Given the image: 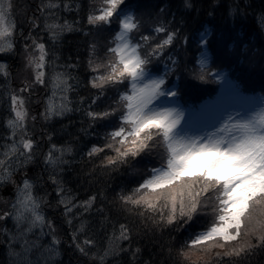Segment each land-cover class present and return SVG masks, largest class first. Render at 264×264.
Instances as JSON below:
<instances>
[{
    "label": "snow or ice",
    "instance_id": "obj_1",
    "mask_svg": "<svg viewBox=\"0 0 264 264\" xmlns=\"http://www.w3.org/2000/svg\"><path fill=\"white\" fill-rule=\"evenodd\" d=\"M28 7L16 22L0 0V264H60L65 245L77 264L264 253V103L229 78L233 60L264 66V0H211L232 28L205 27L194 53L185 10L204 0ZM252 17L258 36L236 27ZM65 33L83 36L67 58ZM187 78L218 88L182 105Z\"/></svg>",
    "mask_w": 264,
    "mask_h": 264
},
{
    "label": "trees",
    "instance_id": "obj_2",
    "mask_svg": "<svg viewBox=\"0 0 264 264\" xmlns=\"http://www.w3.org/2000/svg\"><path fill=\"white\" fill-rule=\"evenodd\" d=\"M14 8H13V14L11 19L13 21L19 22L22 19V14L25 9L28 10L29 14L31 12V9L28 7L29 5L34 6V0H12ZM144 0H139L137 3L138 5L142 4ZM194 5H198L201 0H192ZM262 0H256V5L258 6ZM224 3V0H221V4ZM208 4H211V0H204V7L201 8V11L199 15H193L195 13V7H193L190 10H185L188 18H189V25H188V33H189V50L190 52L194 53V50L196 48L197 41L199 39V33L204 27H208L213 32V41H215L217 33L220 31H228L232 28V21L230 19H224L223 18V12L219 8H215V15L214 16H207V6ZM137 5V6H138ZM66 15V18L71 20L73 19V15L70 14H64ZM237 29L248 35V34H254L259 35L258 28L256 26L255 18L252 17L247 21H243L236 25ZM17 31H19V28H17ZM228 42H231L230 40ZM83 47V36L82 33H65L63 38V44L61 46V52L62 55L67 58L69 56H74L78 48ZM210 52L214 51V48L209 49ZM64 61H61L63 63ZM160 67V70L162 71V66ZM16 69L13 66L12 71L14 72ZM148 70L151 72H156V68L152 65L148 66ZM230 77L234 81H238L242 84V86L247 90H264V66H262L259 61L253 63V64H240L237 61L233 60L230 65V71H229ZM174 79V77L172 78ZM168 82V81H166ZM182 90L181 93L183 94V97H186V99H194L197 100L199 98H204L207 95L213 93L216 89V85H208V84H201L198 81H195L191 78H187L186 80H182ZM82 95L84 93H81ZM78 120L79 116L78 114H69L67 119H64L61 121L63 124H68V120ZM71 131V129H70ZM73 188H75V184L71 185ZM80 191V190H78ZM81 196L83 197V192L81 191ZM62 210V209H61ZM51 214V213H50ZM65 228H67V225H64ZM189 231H192V229H189ZM187 235V232L185 233ZM62 260L60 261V264H77L78 259H82L79 257L78 253H75L73 249L68 248L66 245L62 246ZM146 251H151L150 245H146ZM196 254H199L200 252H196L193 250ZM0 258H3V250L0 249ZM196 261V260H193ZM108 264H112V260L110 259L108 261ZM241 264H264V253H257L253 255L252 257L248 258L247 261H242Z\"/></svg>",
    "mask_w": 264,
    "mask_h": 264
},
{
    "label": "rangeland",
    "instance_id": "obj_3",
    "mask_svg": "<svg viewBox=\"0 0 264 264\" xmlns=\"http://www.w3.org/2000/svg\"><path fill=\"white\" fill-rule=\"evenodd\" d=\"M16 69V66L13 65ZM17 69L13 72V74L15 75ZM154 75V74H153ZM180 99V98H179ZM181 100V99H180ZM264 103V96H254L253 95V106L254 108H259V106ZM165 106H172V105H165ZM176 107H180L179 105H176ZM216 251H220V249H216ZM204 256V253L200 252L199 254H196L195 252H193L192 254V260H197L198 258H201Z\"/></svg>",
    "mask_w": 264,
    "mask_h": 264
}]
</instances>
